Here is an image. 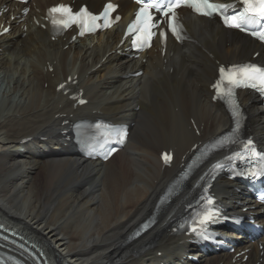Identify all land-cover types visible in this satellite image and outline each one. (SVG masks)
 I'll return each mask as SVG.
<instances>
[{
    "label": "bare ground",
    "instance_id": "bare-ground-1",
    "mask_svg": "<svg viewBox=\"0 0 264 264\" xmlns=\"http://www.w3.org/2000/svg\"><path fill=\"white\" fill-rule=\"evenodd\" d=\"M102 1L87 0L93 5ZM53 4L41 0L21 25L11 22V35L0 37V102L4 101L0 221L45 252L52 264H160L183 259L193 249L171 228L189 203L197 179L167 206L160 198L182 171L183 157L187 163L193 156L190 149L224 134L232 124L209 91L218 63L251 61L255 51L261 52L257 61L263 63L264 47L223 29L217 19L197 18L183 10L193 42L169 45L164 58L161 51L152 50L143 56L146 63L139 65L129 55L111 54L124 25L95 44V39L70 44V36L53 42L50 29L43 28L48 25L45 9ZM121 4L126 23L135 7L128 1ZM103 59V67L93 72ZM138 68L144 70L142 77L127 78ZM76 76L91 103L74 112V103L56 89ZM243 104L251 133L264 144V107L254 95H244ZM64 114L89 120L101 116L134 127L127 146L106 164L87 162L60 135ZM192 119L203 128L201 137L196 136ZM30 137L29 143L21 144ZM45 137L48 140L42 141ZM168 148L175 150L177 160L163 169L159 154ZM215 184L227 206L248 200L230 182ZM148 219L151 228L136 238ZM260 220L264 223V216ZM260 241L264 244V235ZM248 247L246 264L261 258L264 264L258 244L249 241ZM158 252L164 256L158 257ZM232 256L204 257L201 264H231Z\"/></svg>",
    "mask_w": 264,
    "mask_h": 264
},
{
    "label": "snow or ice",
    "instance_id": "snow-or-ice-1",
    "mask_svg": "<svg viewBox=\"0 0 264 264\" xmlns=\"http://www.w3.org/2000/svg\"><path fill=\"white\" fill-rule=\"evenodd\" d=\"M143 6L139 9L136 17V22L130 26L132 29H136L137 25H141L139 29V35L137 40L141 38L150 39L154 34L151 32L153 27H156L157 24L153 23V16L150 9H155L157 12H160L162 16L169 17V21L174 19V9L180 7L182 4L184 6L192 7L195 11L202 15H211L213 12H220L225 9L226 5H214L211 0H138ZM245 3L248 5V10L255 15L264 17V0H245ZM114 10L112 4L106 5V10L101 17L93 15L87 11V9H81L78 13L73 14L70 8H67L63 5L54 7L50 9V15L56 13L64 14V19L57 20L53 17V24H61L63 27H68L72 23L79 24L82 28H85L89 31L95 30L96 27L100 25L96 24L98 19H104V27L111 26V21L109 19L110 11ZM169 13H172V16H169ZM241 21L247 22L244 17L238 18L236 15L228 16L224 15V23L230 27L241 28ZM159 23V22H157ZM169 27L173 33L177 32V28L174 24L169 23ZM83 34V33H81ZM163 35V34H162ZM255 35V33H254ZM260 39H264V34L260 35ZM138 47L142 46L137 44ZM252 73H260L261 79L264 80V70H261L255 66H248L240 71L239 78L235 71H228L224 68L220 69V74L223 80H227L228 84L231 86L228 90L222 94L232 96L234 93L232 88L240 86H249L247 84L248 80L253 79ZM251 87H256L255 83L250 85ZM216 87L220 89V84H217ZM168 159V157H165ZM255 174V173H254ZM210 218V217H209Z\"/></svg>",
    "mask_w": 264,
    "mask_h": 264
},
{
    "label": "rangeland",
    "instance_id": "rangeland-1",
    "mask_svg": "<svg viewBox=\"0 0 264 264\" xmlns=\"http://www.w3.org/2000/svg\"><path fill=\"white\" fill-rule=\"evenodd\" d=\"M15 72H16V71H15ZM3 75H4V74H3ZM14 75H15L16 77H18V76H19L18 74H11V73H10V75L8 74V76H10V77H13ZM46 87H47V85H46ZM3 102H4V101H2V100H1V102H0V103H3ZM22 150H23V149H22Z\"/></svg>",
    "mask_w": 264,
    "mask_h": 264
}]
</instances>
